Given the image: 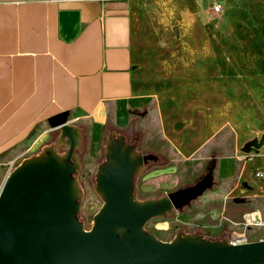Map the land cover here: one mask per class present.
<instances>
[{"label": "crops", "instance_id": "0c3cea01", "mask_svg": "<svg viewBox=\"0 0 264 264\" xmlns=\"http://www.w3.org/2000/svg\"><path fill=\"white\" fill-rule=\"evenodd\" d=\"M213 3L220 14L211 12ZM260 41L264 0H0V173L40 151L62 121L80 130V163L92 172L107 133H121L132 122L141 133L139 150L168 161L144 178L160 186L178 184L196 151H182L187 132L175 143L174 133L165 130L162 102L172 100L182 68L190 71L197 58L210 65L218 60L227 77L250 74L244 47ZM230 161L242 163L239 177L246 162L222 158L212 188L191 201L206 206L207 216L199 213L196 220L209 234L218 230L207 225L220 214L214 203L232 199L238 185H220L229 179ZM254 170L262 181L264 161L252 176ZM256 191L241 217L256 212L264 219V181Z\"/></svg>", "mask_w": 264, "mask_h": 264}, {"label": "water", "instance_id": "95a60500", "mask_svg": "<svg viewBox=\"0 0 264 264\" xmlns=\"http://www.w3.org/2000/svg\"><path fill=\"white\" fill-rule=\"evenodd\" d=\"M52 131L58 132L55 143L22 158L0 184V264H264V240L236 245L181 231L161 242L145 232L149 220L196 199L206 181L137 199L134 182L156 156L117 132L105 137L103 161L93 174L101 206L84 230L76 217L82 199L80 130L62 121ZM263 143L248 141L240 152L256 154Z\"/></svg>", "mask_w": 264, "mask_h": 264}, {"label": "rangeland", "instance_id": "374dc122", "mask_svg": "<svg viewBox=\"0 0 264 264\" xmlns=\"http://www.w3.org/2000/svg\"><path fill=\"white\" fill-rule=\"evenodd\" d=\"M248 46L253 51H249ZM219 47L214 44V53H219ZM244 54L246 58L248 57L253 70L250 74H242L239 77L222 75L218 68V60L214 59L213 65H210L209 60L205 62L204 59L197 58L190 71L182 68L179 81H176L179 87H176L172 100L162 102L165 130L174 133L172 140L175 143L179 140V133L187 132L189 139L183 144L182 151L186 154L191 151H196V153L192 156L193 161L185 164L184 168L187 171L182 176L183 179L175 185L160 186L153 179H145L144 177L155 167L152 164L145 166L134 182V193L137 199L157 198L192 186L203 173L199 164L209 150L207 159L214 156L215 160L213 175L217 161L222 158L244 157L246 163L243 164L245 167L237 177L242 163L230 161L227 169L230 173L229 179L220 183L222 188L226 187V189L232 187L235 180L238 185L232 192V199L218 200L213 205L220 210V214L217 219L210 220L206 224L217 227L216 235L209 234L211 231L200 227L202 222L196 220L199 213L202 218L207 216L206 206H198L195 202H190L174 210L171 215L153 218L144 225L145 232L153 235L158 241L169 242L174 235L183 231L188 234L196 232L202 237L206 235L211 237V240L227 242L231 231L235 233L242 231L241 211L252 206L257 194L256 186L264 181V179L262 181L255 179L251 173L253 167L264 161L262 158L264 157V144L257 152L259 155L257 153L254 155L256 150L253 151V149L243 155L240 152L244 143L252 140L257 143L262 138L264 140V41L256 43L253 47L246 45ZM56 136L57 134L53 133L46 145L51 144ZM104 144L105 139L103 146ZM256 155L260 158L251 163V159ZM102 161L101 151L96 166ZM9 170H5L4 173V168L2 169L0 184L2 174L4 173V178ZM222 171L224 174V170ZM94 172L95 170L83 171L81 166L77 176L78 184L82 189V199L80 211L76 217L84 230L90 228L87 218L92 217L101 206V202L93 193ZM179 172L178 169L175 171L176 174ZM247 180L250 188L244 187L246 184L244 181ZM224 207H227L225 212ZM260 219L264 222L263 218L260 217ZM244 235L245 243L264 240V227L247 229Z\"/></svg>", "mask_w": 264, "mask_h": 264}, {"label": "built area", "instance_id": "2783aa9c", "mask_svg": "<svg viewBox=\"0 0 264 264\" xmlns=\"http://www.w3.org/2000/svg\"><path fill=\"white\" fill-rule=\"evenodd\" d=\"M211 12L215 15L220 14L221 12V7L218 3H213L211 6ZM264 144V143H263ZM243 155V154H242ZM257 155H259V153H257ZM256 155V156H257ZM239 160L245 161L244 157H239ZM13 166L12 163L9 164L8 169H11ZM253 177L256 179H260L261 178V173L259 170H254L253 171ZM226 222H229L228 220L224 219ZM241 227H242V231L240 233H235L233 231L230 232L229 234V238L227 240L228 243L231 244H243L245 243V231L247 229H251V228H261L264 227V222L261 221V219L259 218V216L257 215L256 212H250L245 214L242 217V222L240 223Z\"/></svg>", "mask_w": 264, "mask_h": 264}, {"label": "trees", "instance_id": "16d2710c", "mask_svg": "<svg viewBox=\"0 0 264 264\" xmlns=\"http://www.w3.org/2000/svg\"><path fill=\"white\" fill-rule=\"evenodd\" d=\"M121 135H126V142L128 143H135L138 142L139 139L141 138V133L136 131L133 127V123L131 122L130 125L127 127V129L123 132L120 133ZM156 156V161L152 164V166H165L168 164L167 159L164 156L160 155H155ZM214 156H210V158L206 161L204 167H203V173L201 177L197 180L200 181L202 179H205L206 181V187L204 189H210L213 186L212 182V173L215 165V160L213 158ZM205 239H210L211 237L209 236H203Z\"/></svg>", "mask_w": 264, "mask_h": 264}, {"label": "flooded vegetation", "instance_id": "af4514ba", "mask_svg": "<svg viewBox=\"0 0 264 264\" xmlns=\"http://www.w3.org/2000/svg\"><path fill=\"white\" fill-rule=\"evenodd\" d=\"M53 133H54V134H57V136H58V132H53ZM57 136L55 137V139H54V141H53L52 143H55ZM52 143H51V144H52ZM56 151H57L59 154H61V153L64 152V147L56 146ZM79 154H80V153H79ZM198 182H199V181H196L193 185L197 184Z\"/></svg>", "mask_w": 264, "mask_h": 264}]
</instances>
